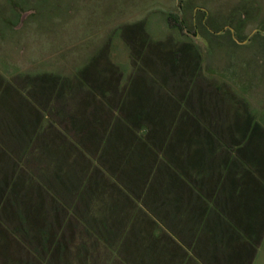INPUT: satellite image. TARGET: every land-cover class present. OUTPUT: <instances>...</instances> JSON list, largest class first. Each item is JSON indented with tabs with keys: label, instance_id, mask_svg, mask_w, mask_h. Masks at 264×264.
<instances>
[{
	"label": "trees",
	"instance_id": "trees-1",
	"mask_svg": "<svg viewBox=\"0 0 264 264\" xmlns=\"http://www.w3.org/2000/svg\"><path fill=\"white\" fill-rule=\"evenodd\" d=\"M126 30L151 51L161 50V81L152 72L154 60L145 58L151 70L134 62L136 71L122 86L119 66L100 56L68 76L44 73L12 85L0 75V114L6 119L0 121V264H195L173 239L169 257L168 236L153 234L146 198L133 221L119 212L95 218L89 204L95 195L85 197L86 191L136 176L145 182L197 183L205 175L215 181V166L228 173L236 165L249 167L241 177H257V153L241 150L260 124L242 111L224 137L199 117L210 94L191 81L198 50L191 43L172 49L153 41L144 22ZM173 56L191 66L190 80L178 78L182 89L169 86L176 74ZM56 103H62L61 117L52 116ZM236 130L244 132L241 139L232 135ZM80 204L90 212L77 214L72 208Z\"/></svg>",
	"mask_w": 264,
	"mask_h": 264
},
{
	"label": "rangeland",
	"instance_id": "rangeland-1",
	"mask_svg": "<svg viewBox=\"0 0 264 264\" xmlns=\"http://www.w3.org/2000/svg\"><path fill=\"white\" fill-rule=\"evenodd\" d=\"M138 22H144L153 41L167 42L172 49L191 43L198 50L201 57L191 81L211 95L205 96L200 119L215 134L227 137L229 126L242 119V111L249 114L261 127L241 152L255 151L258 163L253 169L263 170L264 0H0V75L12 85L44 73L68 76L100 56L119 66L122 86L135 73L134 62L151 70L145 58L154 60L152 72L161 81V50L151 51L148 44L127 35V27ZM174 56L176 74L169 86L183 88L178 78L190 80L191 66L179 64ZM61 104L53 105L52 116H60ZM69 105L65 108L72 110ZM191 105L199 107L195 100ZM2 120L6 119L1 113ZM243 133L239 131L237 137L241 139ZM104 202L112 205L107 199ZM75 207L77 214H85ZM99 208L100 214L93 213L94 217L109 214L102 203ZM253 264H264V239Z\"/></svg>",
	"mask_w": 264,
	"mask_h": 264
},
{
	"label": "crops",
	"instance_id": "crops-1",
	"mask_svg": "<svg viewBox=\"0 0 264 264\" xmlns=\"http://www.w3.org/2000/svg\"><path fill=\"white\" fill-rule=\"evenodd\" d=\"M237 134V130L232 133ZM243 168L249 167L236 165L228 173L215 166L217 180H207L205 175L197 183L145 182V176H136L135 181L124 184H97L85 197L95 195L89 201L95 208L92 213L100 214L102 203L109 212L104 217L119 212L129 221L142 213L146 198L152 206L153 234L168 236L169 257L173 239L183 245L195 264H253L264 239V177L242 178ZM254 172L264 174V169ZM137 204L140 207L136 209Z\"/></svg>",
	"mask_w": 264,
	"mask_h": 264
},
{
	"label": "flooded vegetation",
	"instance_id": "flooded-vegetation-1",
	"mask_svg": "<svg viewBox=\"0 0 264 264\" xmlns=\"http://www.w3.org/2000/svg\"><path fill=\"white\" fill-rule=\"evenodd\" d=\"M204 22H205V19H204ZM205 26H207V28H210L207 24H206ZM222 30H223V29H222ZM229 30H230V33H231V32H233L234 28L231 27ZM223 31H225V30H223ZM233 37L235 38L234 35H233ZM249 39H250V38H247V40H249ZM243 41H246V40H243Z\"/></svg>",
	"mask_w": 264,
	"mask_h": 264
}]
</instances>
